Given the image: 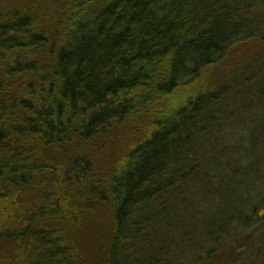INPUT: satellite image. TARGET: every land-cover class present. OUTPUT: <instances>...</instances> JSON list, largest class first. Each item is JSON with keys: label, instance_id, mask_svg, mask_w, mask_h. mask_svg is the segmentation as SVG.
I'll return each instance as SVG.
<instances>
[{"label": "trees", "instance_id": "trees-1", "mask_svg": "<svg viewBox=\"0 0 264 264\" xmlns=\"http://www.w3.org/2000/svg\"><path fill=\"white\" fill-rule=\"evenodd\" d=\"M42 8L0 9V264H88L79 240L95 212L110 216L106 264H181L192 242L185 197L200 190L208 165L218 173L210 140L238 134H224L220 121L248 112L240 121L251 135L264 125L242 106L251 68L224 83L199 79L225 66L236 44L244 58L247 41L264 46V0H45ZM108 144L122 149L101 170L95 153ZM256 144L250 137L235 153L252 158ZM221 171L211 193L219 201L235 190L234 173ZM243 197L204 232H235Z\"/></svg>", "mask_w": 264, "mask_h": 264}, {"label": "rangeland", "instance_id": "rangeland-1", "mask_svg": "<svg viewBox=\"0 0 264 264\" xmlns=\"http://www.w3.org/2000/svg\"><path fill=\"white\" fill-rule=\"evenodd\" d=\"M44 1L45 0H0V9L19 8L35 3L37 8H41L44 11L42 8ZM38 14L45 24V27L50 32L54 33L53 21L49 19L46 13L43 14L41 11H39L37 15ZM47 14L50 15L49 13ZM241 46L242 44L235 45L232 50L230 60L227 64H225V66L220 67L217 70V73H214L211 70L205 71L201 75L199 83L204 85L210 83L212 84V82L224 83L226 82L225 80H230V73L227 74L228 72L236 71V73H239V70L244 69V67L247 69L251 68L253 70L252 73H254L248 76L250 77V80L240 88V91L243 90L241 93L243 99L242 106L246 110H254L255 121L259 120V118L264 119V95H259L264 89V78H261V76L264 75V46L259 44L257 39L247 41V47L250 49V58L243 57L244 52H242ZM258 60L261 61L260 64ZM182 90L183 89H180V93H182ZM172 101L173 104H179V101L181 100L179 98L178 100L172 99ZM234 116L235 117L231 120L230 118L228 119L229 122H227V119H222L220 121L221 125H225L222 128V130H224V134H228L229 132L230 135H232L234 131L238 132L236 136L232 135L233 137L231 139L233 141L228 142L225 141V139L222 142H219L218 139L217 141L210 140V142H213L214 147L218 148V150H216L218 151L217 154L219 158L218 161L215 162L216 169H214L218 173L213 172V170H211L208 165V168L206 169H209L210 171L204 173V176H201L203 172L200 174L201 169L198 168L197 174L200 175L196 178V180L199 181L200 179L203 182L205 179L206 184L203 182L199 191L196 190L194 194L190 193L187 197H185L186 201H189L187 202L189 206L186 208V211H183L187 217L189 215L190 221L192 222H190V227L184 232V234L186 236H190L192 242L186 248H182V255H180L181 264H245L241 255V246L244 239L242 237L243 233L240 227L235 230L234 233H230L229 236L226 235L227 233L225 230H222L218 236L214 232H204V228L207 227L206 225L209 227L214 225L217 226L221 222L225 221L224 215L230 204L239 203V205L243 206L244 203L241 199L243 194L244 202H246L247 199L249 201V207H253L257 204L259 199L255 200V197L264 196V174L259 172L255 178H247V174L245 173L248 164L247 160L246 158L242 157V153L239 154L240 156L236 155V153H238L237 149H241L242 146L248 147V140L250 137L251 139L254 137L257 142L259 141L263 143V145L261 146L260 144H256V150H258V148H260V150L256 151L255 156L251 159H259V162L264 160V125L257 127L259 129L258 134L254 133V135H251L252 129L249 127V125H242L240 121L243 119V121L246 122V120L250 118L248 112H246V114L245 112H238ZM227 123L229 126L232 125L233 128H238L239 130L228 128ZM238 124H240L242 127L241 131L244 134L243 137L245 136L244 145H241V142H237V139H241V131ZM220 138L223 139V136L221 135ZM210 146L206 147V149H208ZM105 147H110L111 149H104L103 147L100 151H96L95 153V161L98 165L97 167L101 170L109 168L111 164L117 161L119 153L122 149L120 147L114 146V144H108ZM210 154L215 155V151L211 152ZM260 164L264 168V161H262ZM197 165H199V163ZM226 167L229 169L226 170ZM221 169H224L223 173L225 174L227 171L228 173H234H229L228 178H230L231 184L234 187L233 189L235 190L232 189L233 193L231 194L224 193L225 197L222 198L224 200L219 201L218 197H215L211 193L214 191L212 188L215 187V183L217 181L216 178L221 175ZM239 170L240 174H235ZM243 177L245 179L244 182ZM239 182L243 187L238 186ZM30 195L31 194H27L26 197L29 198ZM209 211L211 212L209 213ZM187 212H189V214ZM259 214L263 215V212L260 211ZM205 215L207 217V224H205ZM162 224L165 226L164 223ZM110 225V216L102 212L91 213L88 215L87 219H85L79 241L82 245L83 256L86 258L88 264H106L108 248L107 241L111 229ZM250 264H264L263 256L261 258L253 256Z\"/></svg>", "mask_w": 264, "mask_h": 264}, {"label": "flooded vegetation", "instance_id": "flooded-vegetation-1", "mask_svg": "<svg viewBox=\"0 0 264 264\" xmlns=\"http://www.w3.org/2000/svg\"><path fill=\"white\" fill-rule=\"evenodd\" d=\"M246 160L248 163L245 170L247 178H255L259 172H261V174H264V168L260 164L264 160L260 162L259 159L255 160L246 158ZM255 200L258 201L256 205L253 204L255 205L253 207H249V201L248 199L246 200L247 205L244 207L242 221L238 226L241 228L243 233L242 237L244 241L242 242L243 244L241 246V255L244 259L245 264H250L253 256H256L257 258H261L263 256L264 258V196L255 197ZM260 211L263 212V215L259 214ZM234 225L235 224H233V226ZM231 233H234V231L231 230Z\"/></svg>", "mask_w": 264, "mask_h": 264}]
</instances>
